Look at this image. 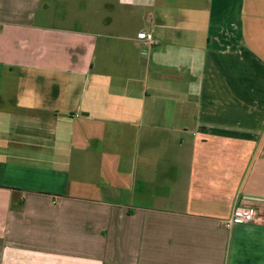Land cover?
Masks as SVG:
<instances>
[{
  "label": "crops",
  "instance_id": "crops-1",
  "mask_svg": "<svg viewBox=\"0 0 264 264\" xmlns=\"http://www.w3.org/2000/svg\"><path fill=\"white\" fill-rule=\"evenodd\" d=\"M0 264H264V0H0Z\"/></svg>",
  "mask_w": 264,
  "mask_h": 264
},
{
  "label": "built area",
  "instance_id": "built-area-1",
  "mask_svg": "<svg viewBox=\"0 0 264 264\" xmlns=\"http://www.w3.org/2000/svg\"><path fill=\"white\" fill-rule=\"evenodd\" d=\"M139 39H145L147 41H152V36L147 33H140L138 35ZM260 221L258 214L251 209L236 208L230 219L225 222V226L228 228L233 227L235 224L243 223H257Z\"/></svg>",
  "mask_w": 264,
  "mask_h": 264
}]
</instances>
